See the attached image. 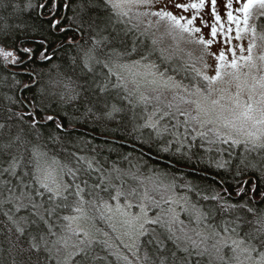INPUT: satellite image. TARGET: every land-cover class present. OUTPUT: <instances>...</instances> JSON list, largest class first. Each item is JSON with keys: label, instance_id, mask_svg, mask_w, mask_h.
<instances>
[{"label": "trees", "instance_id": "trees-1", "mask_svg": "<svg viewBox=\"0 0 264 264\" xmlns=\"http://www.w3.org/2000/svg\"><path fill=\"white\" fill-rule=\"evenodd\" d=\"M30 2L25 8L28 0H0V50L20 56L16 64L0 56V264H129L119 253L127 248L99 204L117 190L133 189L135 180L153 181L154 175L155 183L169 185L198 209L206 229L225 235V227H235L239 217L244 225L239 237L252 233L254 253L264 252L256 231L257 218L264 216V147L209 141L190 129L179 128L175 137L164 119V127L151 126L152 105L123 87L118 67L148 56L183 77L107 0ZM25 48L32 50L31 58L20 51ZM37 157L56 166L70 192L77 184L84 189L83 204L98 232L81 248L70 251L61 244L64 217L80 198L49 200L37 179ZM56 204L60 207L49 216L44 209ZM180 208L190 218V211ZM137 249L143 264H225L181 244L161 222L150 223Z\"/></svg>", "mask_w": 264, "mask_h": 264}, {"label": "rangeland", "instance_id": "rangeland-1", "mask_svg": "<svg viewBox=\"0 0 264 264\" xmlns=\"http://www.w3.org/2000/svg\"><path fill=\"white\" fill-rule=\"evenodd\" d=\"M107 2L111 6V0H107ZM229 2L232 3V7L226 8ZM243 2H246V0H216V13L221 16L225 26H229L227 12H233L234 16L242 18L243 14L238 9L243 6ZM193 3H199V0H149L148 3L125 4L122 9H114L111 6L116 13L125 18L131 27L137 30L140 29L149 38L152 50L154 47L158 49L163 59L170 63L172 69H177L183 78H177L175 74L168 72L169 66L160 68L159 64L162 61L148 56L146 59H132L129 63H123L118 67V75L120 83L126 90L134 91L138 98L152 105L153 111L148 119V123L151 126L161 124L164 127L166 122L168 127H172L171 131L175 137H180V128L181 133H183L182 130L190 129L195 135H205L209 141L214 139L223 141L224 133L228 131L222 127L223 122L216 121L197 109V101L203 103V96L207 95L208 85L203 76L215 75L216 69L221 63L218 60L220 52H224L226 59L230 61L232 52L229 49H234L237 53V59H239L241 55L240 48H247L252 39V34L250 31L245 32L241 25L240 39H236V25L232 24L230 25L232 32L228 34L231 39L225 43L223 30L217 26L218 36L213 40L211 46L205 47V45L198 42V38L213 39L210 35V28L206 26L215 23L209 4L206 3L205 7L199 11L192 8L184 11L176 7L177 4L190 5ZM158 11L171 12L178 18L183 17L182 23L195 16L196 20L193 27H200L201 32L191 35L184 33L181 38L178 32L171 29L170 21L167 18L153 15V13ZM259 11V8L253 9L254 14ZM123 12H127V15H123ZM256 21L254 15L250 20V24H256ZM154 40L156 41L155 44H153ZM259 43L257 41L258 47L254 52L260 51ZM246 54V52L243 53V55ZM221 71L230 72L232 69L222 68ZM190 78L194 79V83L189 82ZM195 78L203 82L199 83ZM219 86L216 85V87ZM232 92H235V88L232 89ZM213 98L219 99V93L214 92ZM228 103L229 100L226 95L225 99L221 100V104ZM168 105H172V107L169 108ZM177 108L187 113V117L180 115L177 112ZM216 110L219 111V107ZM166 112H171L172 115H164ZM161 116H163L165 122H161ZM186 118L188 120L187 125L183 123ZM210 119H212L211 123L209 122ZM261 128L262 126L258 125L251 131L256 132ZM217 132L220 133L219 136ZM228 139L229 142H231V139L243 141L245 137L233 131ZM51 167L55 170L54 174L57 175L61 183L56 166L53 165ZM154 177H152L153 181L151 179H145L140 182L135 180L133 189L126 191L120 189L124 193L121 196L123 199L119 198L118 201L107 199L99 204L100 214L109 221L111 228L117 234L116 237L127 248V252L119 251V253L129 261L128 263L143 264L142 258L137 252L138 239L141 235L140 224L143 223L144 225L142 230L144 233L150 225V223L145 221L155 220L171 228V232L174 233L181 244L193 247L192 241L195 240L199 245L196 249L204 253L207 252V254L209 252V255L212 253L214 259H220V263L236 264L233 259V253L229 248L223 247L216 251L212 247L214 239H208L203 244L199 243L201 236H209L215 232L213 228L212 230L206 229L201 224L202 217L198 209L194 210L190 204L184 201L181 195L177 196V193L169 185H161L162 182L160 184L155 183L154 179L158 181V178L155 175ZM132 190H135V195H129ZM115 193L116 191L114 195ZM105 204H109L111 207L106 208ZM117 205H119L120 211H117ZM129 205L131 206L129 207ZM80 206L84 209V212L77 213L73 211V213L68 215L80 218L74 221H66L67 227L65 233H62L61 244L68 247L70 251L75 247L81 248L92 239H95L98 232V230H95L94 218L89 214L87 215L88 208L83 203ZM180 206H184L186 211H190L192 214H190V218L187 217V212L182 213ZM142 207L144 209L143 212L141 211ZM122 213H126V215H122ZM136 217H139V219H136ZM69 224L71 225L70 227ZM152 232L155 233V230L152 229ZM77 233L79 234L77 235ZM197 233L201 235L198 236ZM230 243L231 241H229ZM205 248H207V251H204ZM229 256H232V260H230ZM259 260L260 255L253 252L252 259L245 260V264H256Z\"/></svg>", "mask_w": 264, "mask_h": 264}, {"label": "snow or ice", "instance_id": "snow-or-ice-1", "mask_svg": "<svg viewBox=\"0 0 264 264\" xmlns=\"http://www.w3.org/2000/svg\"><path fill=\"white\" fill-rule=\"evenodd\" d=\"M149 0H111V6L114 9H122L125 4L131 3H148ZM209 4L211 15L215 20V23L212 25H206L210 28V35L213 39L205 40L203 37L198 38V42L205 47L211 46L213 40L218 36V27L223 30L224 40L227 43L231 37L228 35L232 32V28L230 25H236V39H240L241 33V25L243 26V30L245 32H251L252 39L247 45V48L241 47L239 59H237V53L234 49H229L232 52L231 60H227L225 53L220 52L218 55V60L221 62L220 65L216 69V73L214 76L204 75L203 79L207 82V95L203 96V103L197 101V109L198 111L203 112L206 116L211 117L216 121H222V127L228 131L224 133L223 142L228 143L229 137H231L232 132H236L245 137L243 141L237 139H231L232 144L244 143L245 145L251 144L254 148L257 146L264 147V0H246L243 2V6L238 9L243 16L242 18H238L233 15V12H227V21L229 26H225L222 22L221 16L216 13V0H199V3H193L190 5L177 4V8H181L184 11H187L189 8L196 9L199 11L205 7V4ZM31 2L28 0L25 8H31ZM38 7H45V5H38ZM232 3L229 2L226 5V8H231ZM254 8H259L258 13H253ZM123 15H127V12H123ZM161 18H167L170 21V27L173 31L178 32L181 35L184 33L194 34L200 33V27H193L194 21L196 17L193 16L190 19H187L185 23L181 21L184 20L183 17H177L173 15L171 12L158 11L153 13ZM255 15L258 23L250 24V20ZM59 21L54 22V26H58ZM259 29V31H258ZM259 41L260 51L254 52L257 49ZM156 41H153L155 44ZM24 54L28 55L29 58L32 56V50L25 48L20 50ZM247 53L243 55V53ZM0 56L3 57L5 62L16 64L20 62V56L18 52L13 51H3L0 50ZM50 57L45 55V59H49ZM222 68H231L230 72H222ZM216 85H220L216 87ZM235 88V92H232V89ZM199 92V90H197ZM219 93V99L213 98V93ZM227 95L229 100L228 104H221V100H224ZM169 108L172 105H168ZM217 107H219V111H217ZM177 112L180 115L187 117V113L181 111L177 108ZM227 113V115H225ZM164 115H172L171 112H166ZM49 120L53 119L52 117H48ZM163 119V116H161ZM195 119V118H193ZM212 119L209 122H212ZM185 125H187V118L183 121ZM262 126L261 129L254 132L251 129L256 128L257 126ZM3 127V125H0ZM175 127V125H173ZM219 136L220 133L217 132ZM35 155V153H34ZM43 155V154H42ZM11 173L15 175L16 164H11ZM89 168L92 165L89 163ZM5 171H9V169H5ZM37 171L41 173L39 177H37L38 182L40 184V188L44 189L49 194V200H63L68 201L69 195H75L80 199L77 201L73 210L77 213H83L84 209L80 206L84 203L83 200V189L79 184L76 185V191L74 193L69 191V187L67 185H63L59 182L57 175L54 174L55 170L52 169L51 165L48 164L46 160L42 161L40 157H37ZM104 180H101L103 183ZM83 183L87 185L88 181L84 180ZM27 187V185H25ZM94 187H100L99 184L94 185ZM135 190L129 193V195H135ZM26 194L21 192L18 199H23ZM36 195L43 196V193L37 192ZM124 193L120 190H117L115 195L112 197L114 200H119ZM262 199H264V194H262ZM68 205L65 204L64 207ZM106 208H110L109 204L104 205ZM131 205H129L130 207ZM32 207L36 209L38 206L33 203ZM57 207H60L59 204H56L54 207L45 208L44 211L49 215H53ZM17 211H19V206L17 207ZM117 211H120L119 205H117ZM143 212V207L141 208ZM251 212L252 210L249 209ZM33 215H38L41 221H44L47 224V220L43 215H40L38 212H34ZM122 215H126V213H122ZM80 217H70L65 216L64 220L66 221H74L79 219ZM12 219V217H9ZM139 219V217H136ZM237 223L235 227L229 228L225 227L224 233L222 235L220 232H214L209 236H201L200 244L205 243L208 239H214V243L212 247L219 251L220 248L227 247L233 253V259L236 264H245V260L252 259V253L257 249L253 243V240L256 239L252 235V233H246L247 239L243 237H239L238 230L243 231L244 225L240 222V218H237ZM146 223H156L155 220H147ZM15 223V221H14ZM35 223V221H33ZM256 223L260 226L256 231L259 233V240L262 244H264V216L258 217ZM71 225L69 224V227ZM143 223L140 224L141 235H143ZM17 231L23 234V229L17 225ZM51 231V229H49ZM171 232V228H169ZM79 233H77L78 235ZM232 234H237L234 237ZM200 236V233H197ZM35 240V238H33ZM43 239V237H41ZM229 241L231 243L229 244ZM151 243V241H149ZM66 244V241H65ZM193 247H199L195 240L192 241ZM33 248H36L37 245L35 243L32 244ZM207 251V248L204 249ZM86 255V253H85ZM163 264V262H161ZM256 264H264V252L260 253V260L256 262Z\"/></svg>", "mask_w": 264, "mask_h": 264}, {"label": "water", "instance_id": "water-1", "mask_svg": "<svg viewBox=\"0 0 264 264\" xmlns=\"http://www.w3.org/2000/svg\"><path fill=\"white\" fill-rule=\"evenodd\" d=\"M242 191H243V189H242Z\"/></svg>", "mask_w": 264, "mask_h": 264}]
</instances>
